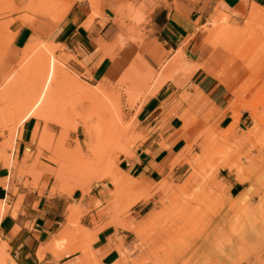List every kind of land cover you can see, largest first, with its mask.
Instances as JSON below:
<instances>
[{
	"label": "rangeland",
	"instance_id": "obj_1",
	"mask_svg": "<svg viewBox=\"0 0 264 264\" xmlns=\"http://www.w3.org/2000/svg\"><path fill=\"white\" fill-rule=\"evenodd\" d=\"M26 1L18 7L12 0H0V58L13 21L29 24L33 15L54 19L66 12L57 0ZM88 1L91 16L102 17L101 0ZM166 2L117 4L114 14L137 51L110 79L90 77L86 82L70 65L73 56L63 53V45L37 38L30 43L32 50L22 49L21 57L16 50L0 81V161L10 171L4 212L12 197V209L19 206L24 191L37 196L98 191L104 201H95L96 215L107 216L103 224L132 229L133 264H155L157 235L173 224L184 235L177 247L178 264H264V5L253 4L244 17L234 19L208 0H173L172 5L184 6L196 18L191 41L198 43L197 53L153 60L155 39L149 36L156 30L146 26L153 18L151 7ZM14 13L19 14L11 18ZM146 41L150 46L144 50ZM189 57L199 64L188 62ZM197 68L223 85L224 112L231 122L219 129L209 109L177 111L183 146L165 163L169 172L151 188L141 189L124 164L141 139L128 125L146 94L173 73L190 74ZM130 69L132 77L125 74ZM29 117L35 125L18 150V129ZM175 165L182 166L174 175ZM154 193L150 210L132 221L131 206ZM69 207L67 222L77 226L86 210ZM65 239L60 237L54 246Z\"/></svg>",
	"mask_w": 264,
	"mask_h": 264
},
{
	"label": "crops",
	"instance_id": "obj_2",
	"mask_svg": "<svg viewBox=\"0 0 264 264\" xmlns=\"http://www.w3.org/2000/svg\"><path fill=\"white\" fill-rule=\"evenodd\" d=\"M52 1L55 0H49L50 3ZM122 1L101 0L102 17L91 16L93 10L91 12L88 0H73L64 15L56 16V19L33 15L29 24L17 25L13 21L7 27L9 41L5 54L0 58V81L1 74L10 71L16 50H21V57L22 49L37 38L53 45H63V53L73 56L70 65L83 75L86 82H90V77L110 79L116 76L137 51V46L128 39L131 35L124 29V23L114 14L117 4ZM172 1L167 0V6L151 7L153 18L146 29L156 30L149 36L155 39L151 44L153 60L169 58L176 52L183 53L184 57L187 53H197L198 43L191 41L197 33L194 28L196 18L192 19L184 6L176 8ZM208 1L234 19L244 17L253 4L264 5V0ZM12 3L19 7L25 6L27 1L12 0ZM18 14H12L11 18ZM185 34L188 38L184 41ZM148 46L150 42L146 41L143 49L147 50ZM188 60L199 64L195 58L189 57ZM125 74L132 77L134 71L130 69ZM183 94L182 99L180 95ZM224 100L223 85L202 68L190 74L173 73L141 99L127 128L141 139L136 142L133 155L124 160L127 171L131 173L129 175L136 179L141 189L151 188L169 172L165 163L183 146L180 120L175 113L180 110L201 113L209 109L211 121L219 129H224L231 122L229 114L224 112ZM34 125L32 117L20 124V137L16 141L18 150L24 146L25 137ZM181 166L175 165L172 173L177 174ZM9 174V168L0 161V253L4 264H133L136 252L130 231L104 225L107 216L96 215L95 201L102 204L103 194L90 190L82 193L76 189L69 195L37 196L33 191H24L19 206L12 209L15 201L12 197L8 202L9 208L4 212ZM155 195L140 199L131 206L132 221L139 220L140 212L150 210ZM69 206L72 211L76 208L86 210L79 217L77 226L67 222L71 211ZM60 237L66 239L60 247L54 246V241Z\"/></svg>",
	"mask_w": 264,
	"mask_h": 264
},
{
	"label": "bare ground",
	"instance_id": "obj_3",
	"mask_svg": "<svg viewBox=\"0 0 264 264\" xmlns=\"http://www.w3.org/2000/svg\"><path fill=\"white\" fill-rule=\"evenodd\" d=\"M59 2V4H62V9L64 11L67 10V8L70 6L71 1L70 0H57ZM186 38L187 35L185 34ZM122 39V38H121ZM33 48V44H27V46L25 47V49L28 51L32 50ZM25 53V51H24ZM28 53V52H27ZM26 53V54H27ZM41 60V59H40ZM41 63V61H40ZM50 63V62H49ZM42 64V63H41ZM46 65V64H45ZM48 65V64H47ZM50 65V64H49ZM48 65V66H49ZM51 65H53L51 63ZM54 66V65H53ZM50 68V66H49ZM51 68H53L51 66ZM57 70V68H56ZM53 71V70H52ZM58 71V70H57ZM57 73V72H56ZM144 91V90H143ZM238 181L240 180L241 182H243V179L240 176H237L236 178ZM156 190V189H155ZM245 197V194L243 195ZM244 197L241 196V198L243 199ZM147 222V221H146ZM132 230V229H131ZM130 230V231H131ZM138 232V231H137ZM141 232V231H140ZM182 237H184V235H182V227H179L176 224L173 225H168L165 226L157 235V242L153 240V242L155 243L154 245H158L157 243H159V248H157V250L154 252V254L158 251V255L156 256L155 260V264H178V260H177V247L179 245V243L182 240ZM156 240V239H155ZM156 248V247H155ZM154 250V248H153ZM154 256V255H153Z\"/></svg>",
	"mask_w": 264,
	"mask_h": 264
}]
</instances>
